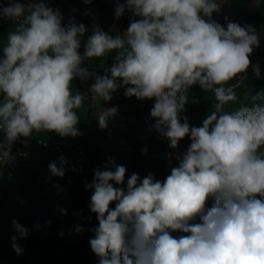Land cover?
<instances>
[{
  "label": "clouds",
  "instance_id": "obj_1",
  "mask_svg": "<svg viewBox=\"0 0 264 264\" xmlns=\"http://www.w3.org/2000/svg\"><path fill=\"white\" fill-rule=\"evenodd\" d=\"M222 3H117V20L125 9L140 19L115 37L94 25L83 55L79 49L85 25L73 18L62 26L59 10L43 0L0 7V18L15 23L0 57V132L4 134L0 165H14L12 145L19 137L48 132L81 135L76 110L89 97L73 94L77 77L94 78L89 90L93 103L111 101L119 88L129 98L154 99L153 127L169 146L175 149L185 136L191 139L179 166L163 183L151 173L142 180L133 173L126 190L114 187L110 181L122 185L126 168L111 157L105 170H94L92 183L85 187L94 190L89 208L99 223L91 229L95 236L89 243L99 264H264V93L251 95L250 105L226 110V105L239 100L235 90L239 85L231 82L239 81L249 68L260 38L250 25L228 22L225 28L213 20ZM113 50L116 62L105 70L110 76L81 67L84 60L102 58ZM253 71L259 78L258 66ZM193 85L212 93L215 100L200 127L180 118ZM117 112L116 106L99 110V128L107 129ZM67 163L63 156L51 162V176L62 178ZM209 198L214 204L206 208ZM60 211L66 214L65 209ZM197 217L200 222H192ZM11 223L19 238L28 235L15 219ZM75 230L79 233L82 228L77 225ZM175 231L187 235L175 238L170 234ZM17 239L11 237V246L21 255Z\"/></svg>",
  "mask_w": 264,
  "mask_h": 264
},
{
  "label": "rangeland",
  "instance_id": "obj_2",
  "mask_svg": "<svg viewBox=\"0 0 264 264\" xmlns=\"http://www.w3.org/2000/svg\"><path fill=\"white\" fill-rule=\"evenodd\" d=\"M113 1L114 4H111L109 0H101V6H99L98 0H91V3H86V7L94 25L110 26L112 30L123 35L130 22L140 18L134 17L129 10L125 9V19L120 17L117 20L114 10L115 4L119 0ZM30 2L37 3L40 0H30ZM67 2L68 0H43V3L48 7L53 10H59L63 16L62 25H67L69 20L73 19L67 14ZM250 2L255 8V13L264 15V0H250ZM121 3L124 4L125 2ZM2 6L4 5L0 4V7ZM106 7H112L111 11L105 10L104 8ZM204 19L207 20L208 18L205 17ZM212 19L225 28L228 22H235L241 26H245L248 23L246 16L240 12L232 0H223L220 12H214ZM74 21L78 24L77 19H74ZM13 23L14 21L11 19L0 18V33L2 28H5L8 34L12 32ZM259 38V47H254V50L256 48L259 49L257 52L253 51L250 55L251 64L249 68L245 73H242L244 75L240 80L235 82L239 86L251 76L252 65L259 60L264 61V25L259 32ZM81 42L79 53L83 55L85 50L84 45L87 41L81 40ZM89 60L94 63L105 61V65L109 68L116 62L110 63L104 57ZM94 82V78L92 77L86 81H81L77 77L72 82L73 94L79 92L89 97L84 101L83 107L76 110L81 118L77 125L81 135L77 137L87 139L99 157V162L89 169L81 187L67 189L63 185V177L51 176L49 164L56 161V159L54 157L50 158L37 145H32L31 149H29L26 167L14 165L8 167L3 173H0V199L5 198L6 201L3 205L0 218V260L5 264H22V255L30 264H99V257L94 253L90 254L82 249L73 248L74 245L80 242L81 237L86 231H90L92 227H97L99 223L96 214L92 213L89 208L91 195L94 190L86 188L85 184L92 183L94 170L97 167L105 170L104 166L111 157L116 165L120 163V165L126 168V173L125 181L122 185H116L114 181H110V183L114 187L126 190L127 180L134 172L130 170L127 158L132 156L128 140L131 136V131L128 128L125 117H123V113L137 110L143 121L148 123L154 119L150 115V110L155 102L147 106L146 100L141 101L135 97H126L124 95L125 89L119 88L112 94L111 101L103 102L102 100H98L93 103L90 99L91 93L89 92V87ZM251 85L252 80L246 83V90L244 89L237 93L239 102L243 103L253 94L254 89L251 88ZM189 94L190 90L188 89V102L185 105L186 111L182 114L187 117V121L191 126L197 127V121L193 117V112L196 108L192 105ZM113 106L118 108L117 115L109 120L107 129H100L96 119L98 111L102 108H111ZM130 120L134 123L136 117L131 116ZM150 133V129L146 125L140 137L148 138L150 137ZM167 142L169 145L168 140ZM185 152V144L180 140L175 149L169 146V157L168 154L149 155L148 163L157 168L166 166L170 175L171 169L179 166L180 159H182ZM111 170L114 171L115 169L111 168ZM149 173L154 175V167L146 169L143 173L144 177ZM154 179L162 181V178L157 177ZM60 190H62V193H60ZM48 193H52L55 196V199H57L55 203H59V205L54 206L50 202L43 208H39L40 199ZM209 199L206 201V208H211ZM112 203L116 204L117 202L114 201ZM112 203L110 204V208H112ZM60 209H65L66 214H63ZM13 219L28 230V235L25 238H19L18 233L15 232L11 223ZM192 222L199 223L200 221L197 217ZM77 225L82 228V231L79 233L75 230ZM36 231H39L38 235L33 238ZM170 234L175 238L187 235V233L180 231L171 232ZM14 235L18 237L17 243L23 250L21 255H17L11 246V237ZM94 236L93 232L92 237Z\"/></svg>",
  "mask_w": 264,
  "mask_h": 264
},
{
  "label": "trees",
  "instance_id": "obj_3",
  "mask_svg": "<svg viewBox=\"0 0 264 264\" xmlns=\"http://www.w3.org/2000/svg\"><path fill=\"white\" fill-rule=\"evenodd\" d=\"M109 1L111 2V4H114L113 0H109ZM232 1H233L234 5L240 10V12H242V14L244 16H246V20L248 22L247 25L254 27L256 29L258 35H259V32L262 30V27L264 25V15L254 12L255 8L252 6L250 0H232ZM13 2L23 3L26 6L28 4H31L30 0H13ZM121 2L126 3V0H119L118 3L122 4ZM98 3H99V6H101V0H98ZM0 4H1V2H0ZM115 5L117 6V3ZM104 9L111 11L112 7L111 8L106 7ZM66 10H67V14L69 17L77 19L78 24L82 23L85 25L87 31L84 34V36L81 37V40L87 41L88 37L92 35L94 24L92 23V21L90 19V14L88 12V9L86 7V3L84 2V0H68ZM121 17H122V19H125V12L122 14ZM62 26H66V25L63 24ZM99 27L104 32H106L109 35H112L113 37H115L116 35H121L120 33L112 30L110 26L104 25V26H99ZM13 31H15V23H13L12 32ZM7 36H8V32L5 30V28H2L1 33H0V57L3 56V46L6 43ZM82 42H84V41H82ZM258 49L256 48L253 51L257 52ZM116 55H117V52L115 50H113L109 54L105 55L104 58H105V60H109L111 63V62L116 61ZM104 62L94 63V62L90 61L89 59H86L83 61L81 67H85L88 69L89 72H95L97 75L103 76L105 74H108L110 76V73H106V71H105L109 67L106 66ZM256 66H258V68H259V72H260L259 78L256 76L255 72L253 71V68ZM243 75L244 74H240V78ZM250 80H252L251 88L254 89L253 94H251V95H255L257 93H264V61L263 60H261V61L259 60L258 62H255L252 65L251 76L248 77L244 81V83H242L240 86H238L235 89L236 92L239 93L240 91H242L244 89L246 90L245 85ZM117 82H121V81L118 80ZM235 82L236 81L234 80L231 83L235 84ZM189 90H190L189 95H190V98L192 100V105L196 108L195 111L193 112V117H194L195 121H197V127H200V126H202L204 119H206V117L210 114V112L212 110V104L215 103L214 96L212 93L205 92L203 89H201L199 87V85H193L191 88H189ZM154 102H155L154 99H151V100L146 99L147 106L153 104ZM251 103H252V101L250 98L247 99L246 101H244L243 103H241L239 101L237 103H230V104L226 105V110L234 111L240 104L250 105ZM131 116L136 117V121L134 123H132V121L130 120ZM123 117H125V119L128 123V128L131 131V136L128 138V140H129V148L131 150L132 156L127 157L130 170H132L134 173L138 174L142 180L144 178V175H143L144 171L146 169H148L149 167H154L155 173H154L153 177L154 178H157V177L162 178V181H160V182L163 183V181L169 175V173L167 171L168 170L167 167L166 166H160L157 168V167L148 163V156L149 155L168 154V157H169V145H168L166 138L162 137L161 134L159 132H157L155 130V128L153 127V125L155 124V119H152L148 123H145L143 121L139 111H137V110L136 111H130V112H124ZM184 117L185 116L181 113L180 118H181L182 123H183ZM146 125H148V127L150 129V132H151L150 137L141 138L140 135L143 132ZM35 135H36V133H33V135H32L33 139H31V141H30L29 149L32 147V145H36V140L38 138L46 140V141H50L52 143L62 142L65 140H82L87 144V147H88L87 171H86L85 175L80 179V181L76 187H81L83 185L84 178L88 174L89 169L92 166L97 165V162H99V157L96 155L95 149L89 144L88 140L85 138L80 139L79 137H76V138L75 137H61L58 134H56L55 132L40 133L39 135H37V138L34 137ZM182 141L185 144V151H187V149L191 143V139L189 136H185L182 139ZM47 154H48V156H51L49 153H47ZM118 164L120 165V163H118ZM18 165L26 167L27 166V159L26 160H18ZM64 176H63V185L65 186ZM125 188H127V185ZM62 190H60L61 191L60 193H62ZM56 201H57V199H55V196L52 195V193H48L45 196H43L42 199H40L39 208H43L45 205H47L50 202H52L54 206L59 205V203H55ZM5 202H6L5 198L0 199V218H1L2 208H3V205L5 204ZM209 204L211 207L213 206V204H214L213 198L209 199ZM115 205H116L115 203H112V209L115 208ZM29 228H31V227H29ZM93 228L94 227H92L91 229H93ZM38 232L39 231L34 232L33 238H35L38 235ZM92 235H93V231H91V230L86 231L84 233V235L81 237L80 242L78 244L74 245L73 248L82 249L84 251L89 252L90 254H93V252L91 250L90 243H89L90 239L94 238V237H92ZM22 261H23L22 264H30L25 259V257L23 255H22ZM0 264H5V263H3L0 260Z\"/></svg>",
  "mask_w": 264,
  "mask_h": 264
},
{
  "label": "built area",
  "instance_id": "obj_4",
  "mask_svg": "<svg viewBox=\"0 0 264 264\" xmlns=\"http://www.w3.org/2000/svg\"><path fill=\"white\" fill-rule=\"evenodd\" d=\"M4 6L9 5L13 0H0ZM37 138V134L34 136ZM33 136L29 138L19 137L12 145V155L15 156L14 165H18V160H26L29 154V144ZM4 140L3 132H0V142ZM37 139L36 145L46 153H49L50 158L54 157L56 161L63 156L67 160L65 167L64 184L67 189H75L80 179L87 171V144L82 140H65L62 142L52 143L50 141ZM10 165H0V173H3Z\"/></svg>",
  "mask_w": 264,
  "mask_h": 264
},
{
  "label": "crops",
  "instance_id": "obj_5",
  "mask_svg": "<svg viewBox=\"0 0 264 264\" xmlns=\"http://www.w3.org/2000/svg\"><path fill=\"white\" fill-rule=\"evenodd\" d=\"M31 149V148H30Z\"/></svg>",
  "mask_w": 264,
  "mask_h": 264
}]
</instances>
